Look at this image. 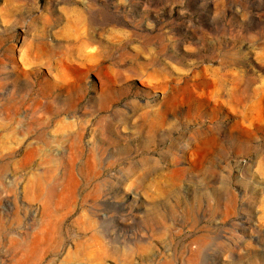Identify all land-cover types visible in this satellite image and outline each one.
Returning a JSON list of instances; mask_svg holds the SVG:
<instances>
[{
	"label": "clouds",
	"instance_id": "1",
	"mask_svg": "<svg viewBox=\"0 0 264 264\" xmlns=\"http://www.w3.org/2000/svg\"><path fill=\"white\" fill-rule=\"evenodd\" d=\"M0 264H264V0H0Z\"/></svg>",
	"mask_w": 264,
	"mask_h": 264
}]
</instances>
